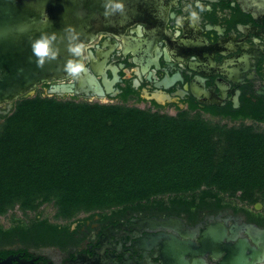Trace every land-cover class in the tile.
I'll list each match as a JSON object with an SVG mask.
<instances>
[{
  "label": "flooded vegetation",
  "instance_id": "1",
  "mask_svg": "<svg viewBox=\"0 0 264 264\" xmlns=\"http://www.w3.org/2000/svg\"><path fill=\"white\" fill-rule=\"evenodd\" d=\"M122 5L83 45L82 63L100 90L55 96L264 130V1ZM83 74L61 81L75 82ZM56 82L38 88L46 93ZM13 109L14 102L0 104V122ZM1 218L0 259L7 264H237L239 240L259 249L247 226L264 230V191L251 203L239 192L201 188L70 219L41 207ZM220 235L225 246L213 247Z\"/></svg>",
  "mask_w": 264,
  "mask_h": 264
},
{
  "label": "trees",
  "instance_id": "2",
  "mask_svg": "<svg viewBox=\"0 0 264 264\" xmlns=\"http://www.w3.org/2000/svg\"><path fill=\"white\" fill-rule=\"evenodd\" d=\"M201 188L255 201L264 130L42 90L0 122V216L50 204L70 219Z\"/></svg>",
  "mask_w": 264,
  "mask_h": 264
},
{
  "label": "water",
  "instance_id": "3",
  "mask_svg": "<svg viewBox=\"0 0 264 264\" xmlns=\"http://www.w3.org/2000/svg\"><path fill=\"white\" fill-rule=\"evenodd\" d=\"M264 1V0H262ZM115 0H0V104L11 103L29 94L43 83H53L46 95L63 93L80 94L84 87L100 90L93 75L84 68V74L75 82L61 81L71 74L66 71L69 60L82 63L71 47L83 46L91 41L101 24L113 18L116 11L111 4ZM125 3L126 0H119ZM109 5L106 9L105 5ZM41 35L54 36L52 48L57 52L53 59H46L37 66L32 52V42ZM95 69V64H93ZM247 231L259 249L250 246L247 239L238 242L240 253L237 264H263L264 230L247 226ZM223 235L214 241L213 247L225 245ZM248 249L249 253H244ZM250 257V259H248ZM0 264H7L0 259Z\"/></svg>",
  "mask_w": 264,
  "mask_h": 264
},
{
  "label": "clouds",
  "instance_id": "4",
  "mask_svg": "<svg viewBox=\"0 0 264 264\" xmlns=\"http://www.w3.org/2000/svg\"><path fill=\"white\" fill-rule=\"evenodd\" d=\"M108 7L109 5L106 4L105 8L107 9ZM111 7L113 10H120L122 9L123 5L119 2V0H115V2L111 4ZM197 7L201 12L205 11V8L202 4H198ZM191 15L193 18H195L197 16V12L192 11ZM53 40L54 36L41 35L32 42V52L36 57L37 66L42 67L46 59H53L56 57L57 52L53 50L51 46ZM70 51L77 56H82L85 50L81 45L71 47ZM65 67L69 74L76 76L84 70L85 65L83 63H75L69 60Z\"/></svg>",
  "mask_w": 264,
  "mask_h": 264
},
{
  "label": "rangeland",
  "instance_id": "5",
  "mask_svg": "<svg viewBox=\"0 0 264 264\" xmlns=\"http://www.w3.org/2000/svg\"><path fill=\"white\" fill-rule=\"evenodd\" d=\"M41 90H42V89H39V88L37 87V88L35 89V91H33V92H31V93L29 94V96H34L35 94H37V93L40 92ZM44 94L46 95V93H44ZM15 102H16V101H14V104H15ZM212 123H215V122H212ZM221 124H222V123H221ZM41 208H44V210H45L46 212L54 213V209H53L52 205H50V204H44V205L41 206ZM15 210H17V209L10 210V211H8L6 214L0 216V218L2 217L1 220H6V219L4 218V216H7L8 213H10L11 211H15Z\"/></svg>",
  "mask_w": 264,
  "mask_h": 264
}]
</instances>
